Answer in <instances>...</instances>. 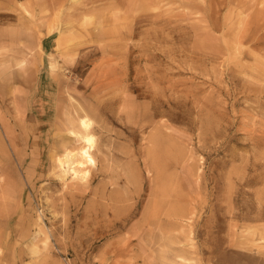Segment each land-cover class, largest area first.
<instances>
[{
    "label": "rangeland",
    "instance_id": "1",
    "mask_svg": "<svg viewBox=\"0 0 264 264\" xmlns=\"http://www.w3.org/2000/svg\"><path fill=\"white\" fill-rule=\"evenodd\" d=\"M62 1L0 0V264H264V0Z\"/></svg>",
    "mask_w": 264,
    "mask_h": 264
},
{
    "label": "bare ground",
    "instance_id": "2",
    "mask_svg": "<svg viewBox=\"0 0 264 264\" xmlns=\"http://www.w3.org/2000/svg\"><path fill=\"white\" fill-rule=\"evenodd\" d=\"M65 1V0H63ZM62 1V3H63ZM77 2V1H76ZM60 3V4H62ZM126 7V5H124ZM128 9V8H127ZM139 9V8H138ZM136 10V9H135ZM86 17V16H85ZM136 17V16H135ZM88 18V17H87ZM83 19V18H82ZM242 19V18H241ZM85 20V19H84ZM87 20V19H86ZM90 21V20H89ZM76 23V22H75ZM121 23V21H120ZM79 24V23H78ZM88 24V23H87ZM83 26V25H82ZM92 26V25H91ZM121 26V25H120ZM87 27V26H86ZM90 27V24H89ZM135 27V26H134ZM123 27H121L122 29ZM124 29V28H123ZM80 30V29H79ZM116 30V29H115ZM127 30V29H126ZM100 31V30H99ZM231 31V30H230ZM105 32V31H104ZM99 33V32H98ZM101 34V33H100ZM127 35V34H126ZM117 37V36H116ZM174 104V103H173ZM176 106V105H174ZM171 111V110H170ZM173 112V111H171ZM209 112V111H207ZM165 113V112H164ZM170 113V112H169ZM206 113V111H205ZM203 112V114H205ZM208 114V113H207ZM206 114V115H207ZM168 115V114H167ZM203 116V115H202ZM208 116V115H207ZM210 116V115H209ZM177 117V116H176ZM200 117V116H199ZM205 117V116H204ZM207 119V117H205ZM210 118H212V116H210ZM86 119V118H85ZM85 119H81L79 120V125L84 129L85 134L83 133V135H80V139H82L83 141V145L81 147H79V150L76 151H66L63 153L62 156H59L56 158V162L59 166V168L61 169V173H63L64 175L70 173L72 176L71 178H77V179H86L87 176L89 175V167L93 166L96 161L95 158L91 152V149L93 147V143H94V138L91 134L86 133L87 129H89L90 126V122L85 120ZM200 119V118H199ZM198 119V120H199ZM205 120V119H204ZM211 120V119H210ZM201 121V120H200ZM200 121H198L199 123H201ZM203 121V119H202ZM204 123V122H203ZM201 123V124H203ZM207 123V122H206ZM199 124V125H201ZM212 124V123H211ZM205 125V124H204ZM209 125V124H208ZM212 126V125H211ZM208 128V127H206ZM214 128V127H211ZM203 132L205 131V127L202 128ZM82 130V129H80ZM212 130V129H211ZM202 131V130H201ZM161 133V132H160ZM205 133V132H204ZM214 133V131H213ZM212 133V134H213ZM158 134V133H157ZM211 134V132H210ZM208 134V135H210ZM211 134V135H212ZM201 135H205V134H201ZM161 136H163L161 134ZM206 136V135H205ZM204 136V137H205ZM208 137V136H206ZM152 139V138H151ZM155 140V139H154ZM158 142V141H157ZM156 144V143H155ZM152 150V149H151ZM148 152V151H147ZM152 153V152H151ZM148 154V153H147ZM150 154V153H149ZM60 175V174H59ZM61 176V175H60ZM84 179V181H85ZM77 181V180H76ZM79 181V180H78ZM260 193V192H259ZM258 195V194H256ZM259 197H261L260 195H258ZM256 197V196H255ZM257 199V198H256ZM259 202V200H258ZM241 212V211H238ZM244 212V211H243ZM245 213V212H244ZM258 213V212H257ZM245 215V214H244ZM242 216V215H241ZM260 216V215H259ZM249 219V218H248ZM256 220V219H255ZM261 224V223H260ZM2 239V238H1Z\"/></svg>",
    "mask_w": 264,
    "mask_h": 264
}]
</instances>
